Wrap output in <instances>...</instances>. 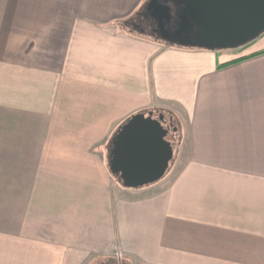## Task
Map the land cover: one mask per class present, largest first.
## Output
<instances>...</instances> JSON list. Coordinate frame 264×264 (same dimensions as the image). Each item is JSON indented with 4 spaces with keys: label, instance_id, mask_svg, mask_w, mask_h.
<instances>
[{
    "label": "crops",
    "instance_id": "crops-1",
    "mask_svg": "<svg viewBox=\"0 0 264 264\" xmlns=\"http://www.w3.org/2000/svg\"><path fill=\"white\" fill-rule=\"evenodd\" d=\"M146 3L0 0V264H264V34L169 47ZM149 112L178 172L128 189L111 142Z\"/></svg>",
    "mask_w": 264,
    "mask_h": 264
},
{
    "label": "water",
    "instance_id": "water-1",
    "mask_svg": "<svg viewBox=\"0 0 264 264\" xmlns=\"http://www.w3.org/2000/svg\"><path fill=\"white\" fill-rule=\"evenodd\" d=\"M157 24L154 38L171 47L235 50L264 34V0H147ZM164 113L137 114L113 137L109 169L121 185L141 189L160 182L174 159L177 139Z\"/></svg>",
    "mask_w": 264,
    "mask_h": 264
},
{
    "label": "rangeland",
    "instance_id": "rangeland-1",
    "mask_svg": "<svg viewBox=\"0 0 264 264\" xmlns=\"http://www.w3.org/2000/svg\"><path fill=\"white\" fill-rule=\"evenodd\" d=\"M133 32L140 34L141 36H145V37H153V34L145 27L142 26H134L133 28H131ZM161 43H164L163 41H160ZM167 121V126L170 125L171 122ZM175 123V122H174ZM176 124V123H175ZM177 125V124H176ZM173 130V128L171 129V131ZM177 155H178V150L175 152V156L173 161L170 164V168L166 174V176L163 178L165 179L169 174H171L173 171L174 172H178V166H177Z\"/></svg>",
    "mask_w": 264,
    "mask_h": 264
},
{
    "label": "flooded vegetation",
    "instance_id": "flooded-vegetation-1",
    "mask_svg": "<svg viewBox=\"0 0 264 264\" xmlns=\"http://www.w3.org/2000/svg\"><path fill=\"white\" fill-rule=\"evenodd\" d=\"M137 25L147 28L154 36L158 34L157 24L153 18H151L144 10L137 17Z\"/></svg>",
    "mask_w": 264,
    "mask_h": 264
},
{
    "label": "trees",
    "instance_id": "trees-1",
    "mask_svg": "<svg viewBox=\"0 0 264 264\" xmlns=\"http://www.w3.org/2000/svg\"><path fill=\"white\" fill-rule=\"evenodd\" d=\"M135 19H131L130 21H127L124 25H132V24H134L133 23V21H134ZM167 46H169V47H171L170 45H168V44H166ZM260 54H264V51L262 52V53H258L257 55H260ZM241 60H244V59H239V60H237V61H234V62H231V63H229V64H227V65H224V66H228V65H231V64H234V63H237V62H239V61H241ZM177 128V127H176ZM176 128H173V131H176Z\"/></svg>",
    "mask_w": 264,
    "mask_h": 264
}]
</instances>
